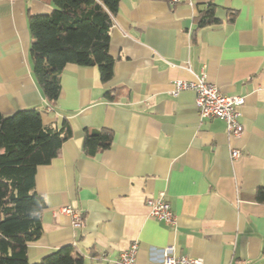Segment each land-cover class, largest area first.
Returning a JSON list of instances; mask_svg holds the SVG:
<instances>
[{"label": "crops", "instance_id": "obj_1", "mask_svg": "<svg viewBox=\"0 0 264 264\" xmlns=\"http://www.w3.org/2000/svg\"><path fill=\"white\" fill-rule=\"evenodd\" d=\"M209 1L120 0L113 77L103 82L97 66L69 63L50 105L33 70L29 15L53 5L0 0V111L38 108L44 124L72 127L59 156L36 172L47 207L43 233L27 247L31 263L72 244L81 264H113L137 242L138 264H158L171 245L204 264H264V0H212L220 23L199 27ZM202 73L245 98L241 136L221 118H200L194 91L172 93L175 80ZM102 128L112 130L111 147L87 155L86 129ZM162 191L175 225L149 214L146 197ZM63 206L78 210L84 226Z\"/></svg>", "mask_w": 264, "mask_h": 264}, {"label": "trees", "instance_id": "obj_2", "mask_svg": "<svg viewBox=\"0 0 264 264\" xmlns=\"http://www.w3.org/2000/svg\"><path fill=\"white\" fill-rule=\"evenodd\" d=\"M50 1L51 12L29 15L30 53L37 83L49 104L55 105L62 73L69 63L97 66L103 82L113 77L111 28L120 0ZM215 8L210 0L201 9L196 18L199 27L220 23ZM71 136L69 121L61 127L46 125L38 108L20 109L10 115L0 111V264H81L72 244L35 263L27 254L29 242L43 233L42 212L47 207L35 188L37 169L59 156L62 144ZM112 139L108 128L86 129L83 150L94 156L109 149ZM257 198L264 201V188L259 189Z\"/></svg>", "mask_w": 264, "mask_h": 264}, {"label": "built area", "instance_id": "obj_3", "mask_svg": "<svg viewBox=\"0 0 264 264\" xmlns=\"http://www.w3.org/2000/svg\"><path fill=\"white\" fill-rule=\"evenodd\" d=\"M180 1L181 0H169V3L175 5ZM173 87L172 93L174 95H178L181 91L185 90H192L195 92V105L200 118H221L225 120L227 128L232 135L237 137L241 136L244 130L241 121V106L245 103L244 97L222 93L217 85L208 80L206 73L196 76L193 80L177 79L174 81ZM49 109H51V107H49ZM239 156L240 150L238 148H233L231 157L235 159ZM145 203L149 207V214L152 217L170 225L176 224V216L164 191L160 192L157 196L146 197ZM59 210L72 217L74 226H84L83 216L78 210L70 206H63ZM138 251V243L132 242L126 250L122 251L119 256L113 260V264H138ZM158 264H204V261L200 257L178 255L175 251V247L171 245L162 249V257Z\"/></svg>", "mask_w": 264, "mask_h": 264}]
</instances>
